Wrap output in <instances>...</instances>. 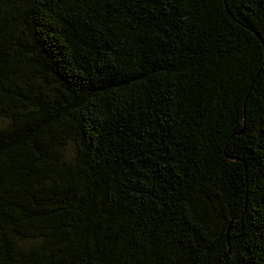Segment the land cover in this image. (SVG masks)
Wrapping results in <instances>:
<instances>
[{
  "label": "trees",
  "instance_id": "16d2710c",
  "mask_svg": "<svg viewBox=\"0 0 264 264\" xmlns=\"http://www.w3.org/2000/svg\"><path fill=\"white\" fill-rule=\"evenodd\" d=\"M0 264H264V0H0Z\"/></svg>",
  "mask_w": 264,
  "mask_h": 264
}]
</instances>
